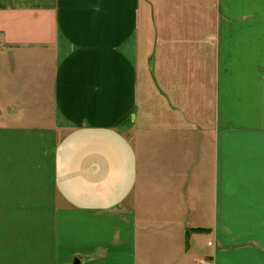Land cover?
<instances>
[{
    "label": "crops",
    "instance_id": "obj_1",
    "mask_svg": "<svg viewBox=\"0 0 264 264\" xmlns=\"http://www.w3.org/2000/svg\"><path fill=\"white\" fill-rule=\"evenodd\" d=\"M207 259L264 264V0H0V264Z\"/></svg>",
    "mask_w": 264,
    "mask_h": 264
},
{
    "label": "built area",
    "instance_id": "obj_2",
    "mask_svg": "<svg viewBox=\"0 0 264 264\" xmlns=\"http://www.w3.org/2000/svg\"><path fill=\"white\" fill-rule=\"evenodd\" d=\"M209 245H212V242H209ZM203 264H213L211 260L207 259L203 262Z\"/></svg>",
    "mask_w": 264,
    "mask_h": 264
}]
</instances>
